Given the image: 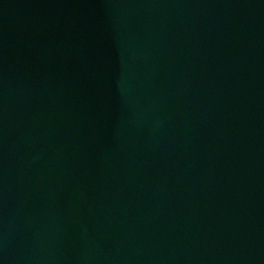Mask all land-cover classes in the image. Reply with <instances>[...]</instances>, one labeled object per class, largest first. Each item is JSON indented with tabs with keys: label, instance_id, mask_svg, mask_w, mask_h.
<instances>
[{
	"label": "water",
	"instance_id": "95a60500",
	"mask_svg": "<svg viewBox=\"0 0 264 264\" xmlns=\"http://www.w3.org/2000/svg\"><path fill=\"white\" fill-rule=\"evenodd\" d=\"M0 264H264V0H0Z\"/></svg>",
	"mask_w": 264,
	"mask_h": 264
}]
</instances>
